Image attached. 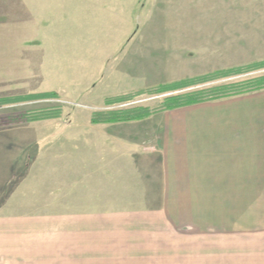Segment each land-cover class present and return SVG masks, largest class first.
<instances>
[{
  "label": "rangeland",
  "instance_id": "374dc122",
  "mask_svg": "<svg viewBox=\"0 0 264 264\" xmlns=\"http://www.w3.org/2000/svg\"><path fill=\"white\" fill-rule=\"evenodd\" d=\"M81 1L0 0V148L19 152L23 157H38L40 162L35 168L42 172L52 168L51 161L63 169L65 151H72L74 161L88 153L89 166H94L98 157L97 136L140 129L139 125L93 124L95 114L137 107L159 110L169 97L199 92L208 96L213 89L264 77V0H98L102 6L94 11L80 8ZM63 15L69 18L66 27L70 36L75 35L66 42L55 38L53 27L55 19H61ZM160 34L175 36L191 47L187 58L184 57L187 68L194 73L203 71L209 64L217 68L163 86L172 89L175 84L188 80L220 72H237L164 93H157L162 85L155 86L153 81L145 83L138 77L131 85L133 73L121 72L117 66H125L129 54L143 47L146 38ZM134 35L137 38L128 43ZM112 46L113 50L119 49L117 59L97 69ZM55 58L80 62L64 72L50 64L48 59ZM156 66L154 71L164 74L163 67ZM138 69L136 75L144 74V69ZM145 72L148 77L153 74L147 69ZM108 80L110 85H103ZM129 89L132 92L119 94ZM121 97L126 99L109 103ZM41 113L52 118L29 121L30 117ZM23 157L15 161H24ZM30 158L23 165L24 173L13 175L8 184L7 199L0 206V219H8L0 221V264H167L160 261L161 256L157 253L161 248H166L168 257L175 256L173 249L176 246L171 248L174 244L168 238L170 236L164 238L159 234L162 228H158L157 223L152 226L147 223L148 228L144 223H129L122 219L113 223L108 221L110 218L96 217L95 212L100 213L101 207H73L70 224H64L62 220L46 224L9 220L35 211L31 206H16L23 200L27 204L28 193L42 187L40 182L32 181L33 160ZM57 185L62 188L61 182ZM133 209L136 208L122 206L120 212ZM79 211H87L85 221L80 222L79 214H74ZM31 227H38L34 232L39 230L41 235L47 234L46 239L39 240L40 246H47L48 242L47 255L35 257L29 255L31 252L25 253L27 241L32 240L28 249L37 250ZM31 235L30 239L24 238ZM191 245L192 240L186 238L183 259L190 258L187 249Z\"/></svg>",
  "mask_w": 264,
  "mask_h": 264
},
{
  "label": "crops",
  "instance_id": "0c3cea01",
  "mask_svg": "<svg viewBox=\"0 0 264 264\" xmlns=\"http://www.w3.org/2000/svg\"><path fill=\"white\" fill-rule=\"evenodd\" d=\"M124 5L131 6L128 2ZM101 6L98 0L79 3L80 8L90 11ZM67 21L69 23V18L63 15L61 19H55L53 26L55 38L59 37L63 42L75 37L74 33L70 36L68 32ZM109 38L112 37L109 35ZM136 38L137 35L127 42ZM113 47L105 53L97 69L117 59L119 49L113 50ZM190 48L175 36H149L140 51L129 54L125 66L117 67L126 74L133 73L131 85L139 78L145 83L153 81L155 86L217 70L210 64L197 73L187 68L185 57ZM48 60L52 67L57 65L64 72L80 62L68 58ZM156 65L163 67L164 74L154 71ZM137 67L139 71L144 69V74L136 75ZM146 69L154 75L148 77ZM49 70L53 71V68ZM107 73L108 70L103 74ZM104 84L109 86V80ZM129 92L132 90L119 94ZM116 125H139L140 129L97 136L98 157L91 167L88 153L74 161L72 151H65L63 169L51 161L52 168L42 172L35 168L40 162L38 157H23L19 152L15 155L7 148H0V206L7 199L8 184L13 175L24 173L23 165L29 158L33 160L32 181L42 184L41 188H33L32 193H28L27 204L24 200L16 204L20 208L31 206L35 211L9 220L34 224L62 220L64 224H70L73 207H101L100 213L95 212L96 217L110 218L108 221L113 223L122 219L129 223H144L146 228L147 223L149 226L157 223L158 228H162L159 234L164 238L170 236L168 238L174 244L171 248L176 246L172 257L165 253L166 248L157 252L163 263L264 264V90L163 111L143 121L107 124ZM22 157L25 162L15 161ZM36 169L40 170L36 172ZM45 175L48 178L42 179ZM60 182L62 188L57 185ZM122 206L136 209L121 213ZM74 214H79L80 222L88 216L87 211ZM0 221L8 219L1 218ZM37 228L31 227L37 250L28 249L32 240L27 241L25 253L47 255L48 242L47 246L39 243L47 238V234L41 235L39 230L34 232ZM24 238L30 239L32 235ZM186 238L192 240L187 249L188 260L182 257Z\"/></svg>",
  "mask_w": 264,
  "mask_h": 264
},
{
  "label": "trees",
  "instance_id": "16d2710c",
  "mask_svg": "<svg viewBox=\"0 0 264 264\" xmlns=\"http://www.w3.org/2000/svg\"><path fill=\"white\" fill-rule=\"evenodd\" d=\"M236 72L237 71L220 72L205 78L188 80L185 82H181L179 84H175L174 86L171 87L172 89H170L169 86H161L157 89V93H164L170 90L184 88L192 84H198L202 81L213 80L214 77H219L226 74L228 75L229 73H236ZM262 89H264V77L254 80L252 82L250 81V82H245L243 84L213 89L212 91L209 92L211 94L208 96H206V94L203 92H199V93H192L183 96L180 95V96L169 97L164 101L162 108L159 110H150L149 108L137 107L123 111L109 112L107 114H103V113L95 114L92 123L98 125V124H117V123H125V122L143 121L150 118L152 115L162 111L175 110L187 106L204 103L207 101L220 100V99L242 95ZM125 99H126L125 97L116 98L115 101L113 99L109 101V103L113 102L112 104H114L115 102L116 103L121 102ZM50 118L52 117H48L45 114L41 113L38 115H33L32 117H30L29 121H40V120H47Z\"/></svg>",
  "mask_w": 264,
  "mask_h": 264
}]
</instances>
